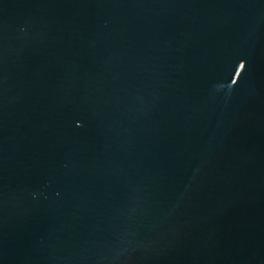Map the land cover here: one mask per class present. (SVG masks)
<instances>
[{"label":"water","instance_id":"95a60500","mask_svg":"<svg viewBox=\"0 0 264 264\" xmlns=\"http://www.w3.org/2000/svg\"><path fill=\"white\" fill-rule=\"evenodd\" d=\"M0 264H264V0H0Z\"/></svg>","mask_w":264,"mask_h":264}]
</instances>
